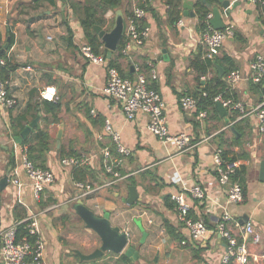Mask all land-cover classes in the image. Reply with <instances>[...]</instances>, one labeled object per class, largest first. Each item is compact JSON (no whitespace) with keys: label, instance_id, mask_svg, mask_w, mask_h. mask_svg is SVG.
Returning <instances> with one entry per match:
<instances>
[{"label":"crops","instance_id":"obj_1","mask_svg":"<svg viewBox=\"0 0 264 264\" xmlns=\"http://www.w3.org/2000/svg\"><path fill=\"white\" fill-rule=\"evenodd\" d=\"M71 1L84 0H57L55 6L46 1L32 6L31 0H0V48L8 43L3 52L14 67L8 74V90L16 99L14 108L3 110L0 107V180L4 175L8 178L5 185L0 186V234L36 214L43 245L42 264H220L226 245L214 232V227L226 208L232 216L227 225L232 233H239L236 223L250 222L259 235L258 243L248 238L247 264H264V182L259 179L264 164V132H259L255 114L263 97L246 79L233 85L236 100L246 107V112L234 119L240 130L233 127L237 134L232 132V121L228 119L232 111L227 110L224 116L210 111L201 118L195 115V110L184 109L178 102L180 96L200 92L207 78L219 77L218 68L223 71L224 80L228 67L224 56L248 75L253 57L264 56V16H259L255 5L245 0H228L236 6L230 12H221L223 27L220 29L231 33L212 58L215 61L207 73L199 75L192 67L193 60L209 58L204 57V48L199 43L196 0H191L187 9L193 16L183 15V3L187 0L180 1L181 26L170 21L166 0H147L148 9L143 19L149 34L143 45L132 46L128 56L120 57L117 63L124 74L132 73L135 78L139 73L136 67L144 69L149 62H158V78L150 81V85L166 102L169 132H182L189 137V143L179 149L172 143H161L147 130L146 114L126 119L120 106L102 93L105 68L88 62L79 54V45L85 41L69 6ZM138 1L122 0L118 8L123 22L121 36L128 28L126 11L137 6ZM212 6L217 7L215 12H220V5ZM118 9L105 13L104 30L113 28ZM209 13L212 18L211 8ZM46 86L55 87L54 100L61 105L56 117L46 110L40 97ZM34 102L39 104L36 116L29 107ZM91 110L95 111V116ZM16 116H21L25 125L38 117L35 127L48 133L49 148L44 165L52 170L55 180L45 187L38 200L31 194L21 164V152L27 146L14 140L10 121ZM105 118L120 132L123 144L132 150L122 169L126 177L112 186L80 196L74 186L72 168L61 166L59 159L85 154L88 158L85 165L96 178L92 181L101 180L100 149L110 144L109 136L103 133ZM236 138H240L241 145L234 143ZM217 148L230 151L231 156L242 151L249 155L246 197L241 202L227 203V186H221L216 180L214 152ZM10 154L15 158L13 166H8ZM239 161L234 163L238 165ZM11 178H18L23 184L16 186ZM86 181H91L88 174ZM130 185L138 193L137 201L132 204L122 200L128 197ZM193 185L202 189L204 198L192 199L187 192V203L194 213L193 218L205 222L209 229L202 239L194 242L188 240L189 232L178 222L174 206L169 207L171 194L186 193ZM84 207L95 216L107 212L110 226L129 234L122 252L105 250L95 259L80 260L78 252L89 254L102 244L99 234L88 227L79 214ZM167 224L174 234L181 236L180 240L168 232ZM128 246L138 252L137 256L124 254Z\"/></svg>","mask_w":264,"mask_h":264},{"label":"built area","instance_id":"obj_2","mask_svg":"<svg viewBox=\"0 0 264 264\" xmlns=\"http://www.w3.org/2000/svg\"><path fill=\"white\" fill-rule=\"evenodd\" d=\"M253 5L259 0H245ZM144 6H134L132 15L128 16V28L125 34L126 41L121 49L124 56H128L132 46H141L149 34V27L146 25L139 26V20L143 19L146 14ZM211 14L206 15V30L200 32L199 43L204 48V57L214 58L227 36L231 33L225 29H213L209 24ZM175 25H183V18L180 17ZM79 54L88 62L102 65L105 68L106 80L103 84L102 93L114 100L121 108L126 119H133L139 113L147 115V130L159 140L161 143H172L177 148L183 149L189 143V137L182 132L170 133L165 114L166 102L155 87L150 85V81H155L158 78L157 63L149 62L147 69L138 70L135 78L122 76L117 68L108 65L107 59L103 55L95 54L90 45L82 43L79 45ZM7 66V60L0 54V107L3 110L14 108L16 99L9 93V80L3 76V69ZM250 72L244 75L241 70L233 69L224 77L228 89L232 91L233 85L242 79H246L252 83H261L264 87V56L256 54L249 62ZM55 87L46 86L40 92L41 99L51 101L55 97ZM214 101L220 102L227 110H237L238 118L246 112V107L232 97L223 98L221 94L214 97ZM179 104L184 109L195 110L197 101L190 96H180ZM90 113L95 116V111ZM255 114L258 120V130L264 132V99L255 108ZM199 117H206V111L201 110L198 113ZM103 133L110 138V144H104L100 149V168L103 175L102 179L97 181H75L74 186L78 190L80 196H86L96 192L107 186L123 180L126 176L123 174V165L132 155L131 148L125 146L121 140V134L113 128L111 121L108 118L103 120ZM99 139L102 135L98 136ZM222 150L217 148L214 152V170L216 180L221 186H227L226 202L238 203L243 200V190L239 183L231 182V175L234 173L235 163L226 162L222 157ZM61 166L66 168H77L88 163V158L85 154H76L63 156L59 159ZM21 164L28 184L31 188V194L35 200H38L45 187L51 185L55 176L51 169L36 166L27 156L26 148L21 152ZM11 182L16 186H21L23 182L18 178H11ZM188 196L195 200H202L204 193L198 185H193L187 189L186 193L176 192L171 194L170 198L174 204V209L177 214V219L189 232L188 240L194 242L202 239L209 229L205 222L200 219H195L189 214L190 207L187 203ZM232 221V216L226 208H223L221 215L214 227L221 238L225 240L226 250L222 254L220 264H247L250 255L248 249V238L251 237L254 243H258L260 238L255 232L252 224L246 222L243 225L236 223L239 226V233L234 234L228 228V223ZM25 222V229L32 241L27 237L16 239L17 225ZM38 217L36 214L31 215L15 224L9 226L0 234V264H42L43 245L38 231ZM186 243V241H182ZM29 257V261L26 258Z\"/></svg>","mask_w":264,"mask_h":264},{"label":"trees","instance_id":"obj_3","mask_svg":"<svg viewBox=\"0 0 264 264\" xmlns=\"http://www.w3.org/2000/svg\"><path fill=\"white\" fill-rule=\"evenodd\" d=\"M32 6H36L42 1H46L50 5H56L57 0H31ZM180 1L181 0H166L167 10L169 11L170 21L175 23L181 17V9H180ZM147 0H139L137 5L144 6ZM218 0H196L195 7L196 13L198 16V30L204 31L206 30V15L210 11V6L213 4H218ZM69 6L72 10V13L76 16L79 25L81 27V33L85 43L89 44L92 51L95 54L103 55L107 61L109 66H113L117 68L119 73L122 76H126L132 78V73L124 74L121 70L119 64L117 63V59L120 57H124L121 53V49L126 41V37L123 35L120 37L116 49L112 52L111 57H107L108 49L104 46L102 40L98 37L97 32L94 30L95 25H99L104 27L107 19L105 18V13L108 10H116L122 6V0H84V1H71L69 2ZM148 9L147 7H145ZM255 8L259 14V16H264V0H259L255 4ZM127 16L132 15V10L126 11ZM146 25L144 19L139 20V26ZM69 32V42L71 43V31L68 29ZM12 41V36L10 35L9 42ZM1 55L5 57V52H2ZM224 60L228 62V67L225 68L224 75L229 73L231 70L236 69L235 65L232 63L229 57L224 56ZM215 59H200L195 58L192 62V67L198 72L199 75H205L208 71V68L212 65V62ZM148 65L144 66V69H147ZM14 67L10 66L7 61V66L3 69V76L8 78L9 71H11ZM252 89L257 90L260 92L261 96L264 99V87L261 83H252L250 82ZM152 86V85H151ZM218 94H221L223 98L232 97L236 100L234 92L228 89L226 83L221 77L214 75L210 78H207L202 86V90L198 93H193L190 95L191 97L195 98L197 101V106L195 109V115H198L199 111L205 110L207 114L212 111L213 113L217 114V107L216 101H214V97ZM55 98V97H54ZM56 100V99H55ZM54 99L51 101L42 99L43 105L46 106V110L49 111L54 117H56V112L60 109L61 105L60 102L55 101ZM38 103L34 102L29 104V107L32 109L33 116H36V109L38 107ZM232 111L231 114L228 116L229 122L232 121V126L235 129L239 130L237 125V121L234 119L239 115L237 110H229ZM23 118L21 116H16L11 118V127L13 128L14 135L17 136L19 132L24 127ZM230 127V126H228ZM32 131L34 132L33 135L27 136L23 139L19 144L27 146V156L28 158L36 165L42 168H45L44 160H45V152L49 148L48 142V133L44 129H39L37 127L33 128ZM240 131V130H239ZM236 145H241L240 138L233 139ZM222 157L226 162L234 163L235 160H240L239 164L235 166L234 173L231 175V182L232 183H239L243 190V200L246 197V181H245V174L246 168L249 161V155L247 152L242 151L237 155H232L230 151L226 149H221ZM14 156L12 154L9 155L8 166H13L14 164ZM264 161V156H263ZM73 179L75 181H85L86 175H90V180L92 181L95 176L88 169L86 165L72 168ZM96 179V178H95ZM132 183V181H131ZM174 206L169 204V207ZM189 214L194 217V213L189 211ZM168 232L173 236L180 240L181 236H177L174 234L171 229V226L167 224ZM27 237V239L32 241V238L28 235L27 230L25 229V222L17 225L16 228V239L19 240L22 237ZM26 261H29V257L26 258Z\"/></svg>","mask_w":264,"mask_h":264},{"label":"water","instance_id":"obj_4","mask_svg":"<svg viewBox=\"0 0 264 264\" xmlns=\"http://www.w3.org/2000/svg\"><path fill=\"white\" fill-rule=\"evenodd\" d=\"M218 5L221 6L220 12H215L217 7L208 5L212 11L214 12L213 17L210 18V24L215 29H220L223 27V24L220 20V15L222 11L230 12L232 8H235L236 5H231L228 0H218ZM192 4L191 0H187L183 3V15L187 16L192 15L193 12H189L187 9H190V5ZM123 22L121 17V11L118 9L116 11L115 25L109 31L104 30L101 26L95 25L94 30L97 32L98 37L103 41L104 46L108 49L107 57H111V52L116 49L118 41L120 39L121 33L123 32ZM8 43H5L2 48H0V54L7 49ZM219 77L222 76L223 71L218 68ZM216 107L221 116L226 115L227 109L223 107L220 102H216ZM38 117H35L32 121H30L27 125H25L22 130L19 132L17 136H15L14 140L16 143H20L23 139H25L28 133L32 130L33 127L37 125ZM231 130L234 134H237L236 130L231 127ZM259 179L264 182V164L262 163ZM7 175H4L0 180V186L5 185L7 182ZM129 195L127 198H123L124 202L128 204H132L137 201L138 193L134 186H128ZM79 214L86 222L87 226L94 229L100 236L102 240V244L100 248L95 249L89 254H81L78 252L80 260H91L95 259L103 254L105 250H111L113 252H122L123 248L129 241V234L124 231H121L119 227H111L108 221V213L105 212L102 216H95L90 210L87 208H83L80 210ZM140 230H143L140 227ZM145 236V232L143 233V237ZM124 254L127 256H137L138 252L132 247L128 246Z\"/></svg>","mask_w":264,"mask_h":264}]
</instances>
